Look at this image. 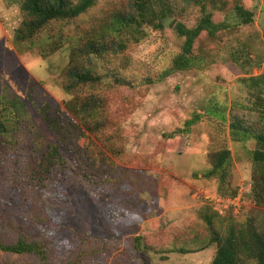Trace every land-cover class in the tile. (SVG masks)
<instances>
[{"label":"rangeland","instance_id":"1","mask_svg":"<svg viewBox=\"0 0 264 264\" xmlns=\"http://www.w3.org/2000/svg\"><path fill=\"white\" fill-rule=\"evenodd\" d=\"M20 1L0 0V107L5 88L24 102L27 112L22 118L33 128L30 136L23 129L20 139L27 145L25 153L32 155L31 141L39 151L54 141L39 107L67 113L70 97L62 87L70 48L63 45L45 57L37 47L15 48L13 33L22 21ZM154 1L156 7L168 10L163 30L149 27L143 41L129 44L122 53L93 58L89 67L101 84L75 93L98 97L102 104L95 122L72 119L84 136L76 141L82 164L72 165L71 179L32 182L28 174L33 176L37 168L27 157L6 153L0 164V239L5 244L19 238L37 242L46 249L51 264H210L215 247H207L211 234L203 216L211 217L212 229L220 236L233 217L215 216L208 209L213 205L205 196L222 195L216 181L202 179L201 173L209 168V155L222 148L232 157L231 191L242 185L246 194L243 213L233 219L238 223L253 219L264 230V206L251 196L247 152L256 145L248 141L242 148L241 143H233L227 121L231 108L251 114L252 119L263 111L259 106L264 104L263 89L245 80L264 73V0L218 4L212 22L224 29L217 33L216 42L205 33L198 37L194 51L206 56L205 65L187 72L169 70L184 41L176 28L195 27L202 16L199 8L184 0ZM132 2L97 0L63 34L84 38L101 32L111 14L128 13ZM235 2L252 13V23L238 25L230 13ZM259 59V67H252ZM211 111L222 112L225 121ZM196 115L200 121L189 133L173 137ZM96 123L102 127L95 133L84 127ZM85 172L91 179L101 177L102 184L87 182ZM137 236L150 252L133 249ZM178 248L189 253H174ZM0 264L38 262L0 256Z\"/></svg>","mask_w":264,"mask_h":264},{"label":"trees","instance_id":"2","mask_svg":"<svg viewBox=\"0 0 264 264\" xmlns=\"http://www.w3.org/2000/svg\"><path fill=\"white\" fill-rule=\"evenodd\" d=\"M97 0H21L19 11L22 21L13 33L12 43L15 48L24 47L27 51L37 47L40 56H47L59 50L63 45H69L70 54L65 70V84L62 87L65 94L70 97L65 108L67 113L59 109H51L46 105L39 107L40 115L45 119L48 130L54 137L52 143H48L43 151H39L38 144L31 141V153H25L26 144L20 139L26 129L31 135L32 123L22 118L26 113L24 102L5 88L1 98L0 107V164L5 162L8 151L27 157L31 166L36 167V173L28 174L32 182H40L55 179L70 180L74 164H82L80 150L76 141L84 136L80 125L73 122L78 119L95 122L101 113L102 100L95 96L81 97L75 95L79 89L87 86H98L101 78L95 75L89 67L93 66L92 59L102 57L107 52L111 55L122 53L129 44L139 43L147 37L146 29L149 27L155 31L163 30V20L166 17L167 7H156L154 0H133L128 13H113L105 21L102 31H94L84 38H74L64 35L63 29L73 24L79 17L84 16L94 7ZM198 7L201 18L193 28L178 26L177 36L183 38L180 51L172 58L169 70L174 72H187L199 70L205 65V55L195 54L194 45L198 37L205 33L212 42L218 32L222 31V25L212 22L214 10L218 4L226 5L225 0H184ZM210 8V9H209ZM238 25H249L253 21V15L240 2H235L230 10ZM57 30V32H55ZM54 31V32H53ZM42 34L45 38L42 39ZM264 40V33H263ZM92 57V58H91ZM239 59V58H238ZM85 60V61H84ZM262 59L251 64L259 67ZM264 63V62H263ZM264 70V65H263ZM253 87L264 91V73L258 77L245 80ZM118 84V82H116ZM261 101V97L259 98ZM264 105V104H263ZM263 111L254 119L251 114L231 108L228 116L229 136L233 143L245 144L248 141L255 143V149L248 152L251 162V196L254 202L264 206V106ZM211 115L217 116L220 121H225L222 112L217 115L211 111ZM73 119V120H72ZM200 121V116L187 120L183 129L174 132L173 137L187 134L190 128ZM32 122V121H31ZM90 133H95L102 126L84 125ZM21 143H23L21 145ZM28 155V156H27ZM36 157H39L37 160ZM209 168L201 173L204 180H215L218 186L217 192L222 196H234L231 191L230 176L232 171V157L227 148H222L209 155ZM36 175L38 176L36 178ZM87 182L100 184L101 177L91 179L85 172ZM102 184V183H101ZM243 199H246L244 193ZM215 216H228L239 218L241 214L233 215L230 211H222L208 206ZM204 220L210 228L211 238L209 245L215 247L214 257L210 264H264V230H259L253 219H245L236 222L233 218L228 221L222 236L212 229L211 217L204 215ZM133 249L137 252L148 253L150 247L137 236L133 239ZM169 250H167L168 252ZM174 253L188 254L182 249H174ZM0 256L7 260L17 258H32L38 264H51L49 255L43 245L17 239L15 242L5 244L0 239ZM72 264V263H67ZM74 264H85L77 262Z\"/></svg>","mask_w":264,"mask_h":264},{"label":"built area","instance_id":"3","mask_svg":"<svg viewBox=\"0 0 264 264\" xmlns=\"http://www.w3.org/2000/svg\"><path fill=\"white\" fill-rule=\"evenodd\" d=\"M243 196H244V187L240 185L236 189V194L234 196H214L207 197L205 196V200L207 199L212 204L213 207L220 209L222 211H230L231 213L238 215L243 207Z\"/></svg>","mask_w":264,"mask_h":264},{"label":"crops","instance_id":"4","mask_svg":"<svg viewBox=\"0 0 264 264\" xmlns=\"http://www.w3.org/2000/svg\"><path fill=\"white\" fill-rule=\"evenodd\" d=\"M7 17H8V15H5V16H4V18H6V20H8L7 22H9V20H10L11 18L8 19ZM3 27H6V28H7L8 26L5 25V26H3ZM241 145H242V144H241ZM244 147H245V146L242 145V148H244ZM249 151H251V150H249ZM249 151H248V152H249ZM248 152H247V153H248Z\"/></svg>","mask_w":264,"mask_h":264}]
</instances>
